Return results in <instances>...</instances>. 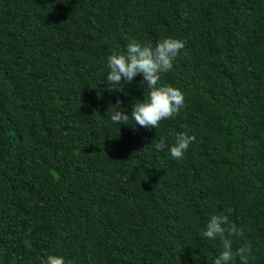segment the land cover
<instances>
[{
    "label": "trees",
    "instance_id": "obj_1",
    "mask_svg": "<svg viewBox=\"0 0 264 264\" xmlns=\"http://www.w3.org/2000/svg\"><path fill=\"white\" fill-rule=\"evenodd\" d=\"M167 37L185 106L114 124L145 89L107 91L108 57ZM170 131L195 137L182 160ZM225 214L264 264V0H0V264H212Z\"/></svg>",
    "mask_w": 264,
    "mask_h": 264
},
{
    "label": "clouds",
    "instance_id": "obj_2",
    "mask_svg": "<svg viewBox=\"0 0 264 264\" xmlns=\"http://www.w3.org/2000/svg\"><path fill=\"white\" fill-rule=\"evenodd\" d=\"M185 47L182 40L172 37L158 41L153 47L150 44L137 42L128 43L126 52L113 51L107 59L108 81L107 91L123 92V84H129L137 75L142 76L141 86L145 89L143 100H136L132 105L131 113L121 110L122 101H116V110L111 114L110 120L120 126H129V119L134 124L148 129H158L161 122L175 117L185 106L184 93L176 87L160 83L161 74L173 69L174 61L180 51ZM132 125V124H131ZM175 136L171 145H166L167 137L162 136L156 149L163 151L168 147L170 156L175 160H182L191 142L195 137L185 133L175 134L170 131L168 136ZM202 238H219L222 244V252L212 261V264H236L237 258L240 264H247V253L250 248L241 246L235 251L232 247L231 237H241L244 234L242 228H237L230 223L228 215H212L201 233ZM42 264H70L63 256L48 255Z\"/></svg>",
    "mask_w": 264,
    "mask_h": 264
}]
</instances>
